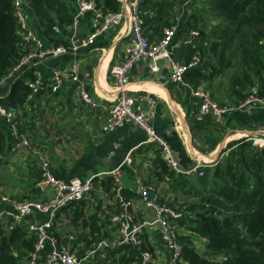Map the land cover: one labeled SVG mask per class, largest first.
I'll return each instance as SVG.
<instances>
[{
  "label": "trees",
  "instance_id": "obj_1",
  "mask_svg": "<svg viewBox=\"0 0 264 264\" xmlns=\"http://www.w3.org/2000/svg\"><path fill=\"white\" fill-rule=\"evenodd\" d=\"M28 1L25 11L28 15L30 6L39 18L45 39L52 45L69 46L70 40L58 35L53 26L57 19L65 24L71 23L76 6L74 13L69 14L63 0ZM93 1L103 11H116L121 4L119 0ZM181 3L182 0H140L143 34L150 40L159 38L163 27L173 25L177 14L175 8H180ZM200 3L201 7L191 12L183 28L177 27L174 36L182 34L185 38L191 30L198 32L190 43L182 42L174 53L175 59L183 63L193 55L201 59L200 65L186 71L184 81L192 88L202 86L220 105L236 106L245 99L251 86H256L258 95L263 97L264 0H200ZM84 17L91 19L92 15L85 13L79 24ZM204 21L208 24L207 28L202 27ZM28 50L29 47L21 44L12 0H0V82L6 80L9 85L0 103L6 107H22L30 93L28 82L34 79L31 67H23L18 76L9 77ZM220 76H224L227 82L224 96H220L218 90ZM216 80L218 92L214 94L217 96H213L212 88ZM198 104L199 99L193 97L187 106L186 121L195 139L193 144L202 153H207L215 148L226 129L212 115L197 119ZM214 129L219 133L214 138H207L205 147L197 145V134L204 131L212 133ZM16 140L10 127L0 117V165ZM228 145L233 147L227 155L213 166H204L202 176L196 173L192 178L195 181L193 185L189 184L186 191L194 189L192 194L196 200L188 207L177 209L183 213L175 222L183 227V233L178 232L177 239L185 264H264V146L255 147L243 138L229 141ZM156 167L167 176L175 173L160 153L156 157ZM192 179L186 178L183 185ZM108 180L111 187V177ZM109 217L110 214L105 215L103 220ZM103 220L97 211L88 214L81 204L75 206L72 224L82 230L87 228L92 234L87 238V233H81L73 240L74 245L77 241H85L84 247L78 249V255H82L91 242L106 238L105 235H98L105 223ZM55 235L67 242L61 233L55 232ZM142 239L139 247L119 245L98 250L92 264H141V252L153 254L145 234ZM196 240L200 248L196 246ZM34 241L35 237L27 232L24 223H15L10 218L0 220V264H26ZM119 252L121 254L116 257Z\"/></svg>",
  "mask_w": 264,
  "mask_h": 264
},
{
  "label": "crops",
  "instance_id": "obj_2",
  "mask_svg": "<svg viewBox=\"0 0 264 264\" xmlns=\"http://www.w3.org/2000/svg\"><path fill=\"white\" fill-rule=\"evenodd\" d=\"M63 1L68 8V13H74L75 1ZM197 2L198 0L195 5L198 4ZM181 8L182 3L180 8H175L177 15L173 21V25L178 28H183L191 12L198 9L194 6L189 13H186ZM28 17L31 26L40 38L44 39L41 38L43 44L52 45L43 36L40 20L30 6H28ZM95 26L93 18L84 17L80 24L78 22L76 29L72 26V22L65 24L58 19L53 29L58 35L70 40V47L74 43L73 36L76 33L82 34L81 42H83ZM202 27L206 25L203 23ZM182 38V34L174 37V42L177 44L175 50L181 45ZM124 46L125 39L119 35L118 28H112L87 45L81 44L76 51L68 49L65 53L44 61H30L26 66L31 67L33 73L37 71L42 80L49 83L53 69L66 66L75 58L79 59L80 79L100 105L91 107L85 104L78 95L76 83L71 81L66 80L56 92L45 87L31 101L25 102L20 107L21 112L18 117L20 133L30 138L32 148L36 150L22 147L17 139L11 150L3 157V164L0 165V191H2L0 195L10 200L39 196L38 192H35V182L39 176V154L36 151H40L45 156L50 170L58 178L69 180L73 177L87 178L95 175L94 188L89 195L60 210L54 223V231L61 233L64 238L71 237L69 242L75 249L83 248L85 245L84 240L73 244L77 235L87 233V238L92 235L87 228L82 230L79 226L72 224L71 218L75 206L81 204L88 214L97 211L102 220L105 216L101 214H111L114 210V199L108 183L109 176L105 173L121 164L126 158L129 162L122 164L124 195L133 201L135 219L141 224L153 220L154 213L140 201L137 180L150 185L161 202H172L174 206L171 205V207L178 209L184 206H180L182 202L177 197L180 187L183 186L186 178L192 179L196 174L174 173L172 176H167L160 173V169L156 167V157L160 153V146L156 142L147 141L146 133L131 122L113 131L104 129L106 107L117 94L109 76V68L123 59ZM104 57H107L105 65L102 64ZM22 70L14 72L9 77L18 76ZM128 79V88L132 93L138 97L150 96L154 100L155 108L151 124L170 145L182 169L191 168L196 160L208 161L217 157L223 143L237 140L240 133L244 131L254 133L260 128L264 130V108H249L244 112L232 111L220 122L226 129L225 135L213 150L202 153L193 144L195 139L186 121L189 108L187 106L193 99L192 87L185 81L170 82L166 61L160 63V69L157 72H150L148 63H139L128 73ZM151 86H156L158 89H150ZM8 88L6 80L0 82L1 99L5 98ZM140 103L141 101L137 100L135 105L139 106ZM193 105L196 108L195 102ZM200 146L206 145L203 143ZM61 220L68 226L60 227ZM103 222L105 223L98 235L113 239L116 236L115 226L108 218ZM143 229L145 239L153 249L152 264H171L158 231L146 224ZM94 243L95 241L91 242L89 248ZM120 254L119 252L115 255L117 257Z\"/></svg>",
  "mask_w": 264,
  "mask_h": 264
},
{
  "label": "built area",
  "instance_id": "obj_3",
  "mask_svg": "<svg viewBox=\"0 0 264 264\" xmlns=\"http://www.w3.org/2000/svg\"><path fill=\"white\" fill-rule=\"evenodd\" d=\"M119 1L121 4L118 10L103 11L96 7L93 0H76V12L72 19L74 29L77 28L79 19L87 12H90L95 20L96 26L81 42L83 45H87L97 36L112 28H118L119 35L125 39L123 59L109 68V76L117 94L106 107L107 115L104 129L113 131L125 123L131 122L146 133L147 141L156 142L160 146L162 159L176 174L198 173L199 176H202L204 166L216 164L219 159L228 154L233 146H229L228 142L223 143L217 157L208 161L196 160L191 168L182 169L174 157L170 145L154 130L151 124L155 108L154 100L150 96L138 97L128 88V73L139 63L146 62L150 72H157L160 69V63L166 61L169 81L180 83L184 81L186 71L200 65L201 59L198 55H193L186 63L176 60L174 53L177 44L174 42V36L177 26L163 27L162 35L157 39L150 40L143 34V19L139 9L140 0ZM195 2L196 0H183L181 10L189 13L194 8ZM12 4L17 19V30L21 36V44L29 47V50L21 56L9 76L22 70L30 61H44L50 57L59 56L68 49L77 50L79 46L74 43L70 47L62 44L45 46L29 23L25 11L27 0H12ZM197 33V30H191L189 36L182 38L181 42L190 43L192 37L196 36ZM80 67L79 59L75 58L66 66L53 69L49 83H45L39 73L34 71V79L28 82L30 93L26 102L31 101L45 87L56 92L67 80L76 83L78 95L85 104L98 107L100 102L92 97L80 79ZM191 94L199 99L197 119L209 114L216 121L222 122L225 114L232 109L264 108V96L258 95L256 86H251L245 99L236 106L220 105L212 98L210 92L202 86L192 88ZM137 100L141 101L139 106L135 105ZM20 112V107H6L0 103V117L10 127L14 137L19 140V144L35 151L36 149L32 148L30 138L19 131L20 121L18 117ZM259 130V133L254 134L242 132L240 136L244 140L250 141L255 147H263L264 130L261 128ZM36 152L39 154V176L35 182V188L39 197L36 199L10 200L8 197L0 195V220L10 218L15 223H24L27 232L35 237L34 247L28 254L26 264H92L97 251L106 247L119 245L139 247L143 240L145 224L153 226L158 231L163 246L168 252L169 262L171 264H185L182 261L181 245L177 239L178 232L174 224L175 220L183 215L182 211L161 202L153 192V188L140 180H137L140 201L146 208L153 211L154 218L142 224L136 221L133 213V201L124 195L122 164L128 163V158L105 173L112 179L110 190L114 199V210L110 214L109 221L115 226L116 236L113 239H99L82 255H78V249L73 248L69 242L71 237H66L67 242L59 240L53 227L60 210L89 195L94 188L95 175L87 178L73 177L69 180L58 178L50 170L45 156L40 151ZM47 247L49 248L48 251L46 250ZM152 260V254L148 251L141 252V264H147Z\"/></svg>",
  "mask_w": 264,
  "mask_h": 264
},
{
  "label": "rangeland",
  "instance_id": "obj_4",
  "mask_svg": "<svg viewBox=\"0 0 264 264\" xmlns=\"http://www.w3.org/2000/svg\"><path fill=\"white\" fill-rule=\"evenodd\" d=\"M29 2V1H28ZM198 4L197 5H195V8H199V7H201V3H200V0L197 2ZM177 15V14H176ZM174 17V16H173ZM175 20V17H174V19H173V21ZM204 23H205V21H204ZM205 25H206V28L208 27V24L207 23H205ZM218 80H220V85L218 86V90H219V92H220V96H224V91L226 90V88H227V82H226V78L224 77V76H220L219 78H218ZM218 80H216V82H214V86H213V88H212V92H213V96H217V95H214V94H217V82H218ZM215 101H216V99H215V97H212ZM254 108H261V107H254ZM238 110V112H244V111H247V109L246 108H244V109H237ZM222 128L224 129V127L222 126ZM226 131V130H225ZM219 132L216 130V129H214L213 130V132L211 133H205V131L204 132H201V133H199V134H197V136H196V142H197V145H200V144H203V143H205V141H207V138H214L215 137V135L216 134H218ZM225 135V133L223 134V136ZM237 136H239V135H237ZM201 140H200V139ZM239 140L240 139H242V136H240L239 138H238ZM237 139V140H238ZM159 151H160V149H159ZM194 181L195 180H188V182L189 183H187V184H184L183 185V187H180L181 189H180V191H179V196H177L179 199H180V201L182 202L181 204H180V206H187L188 207V205L192 202V201H195L196 200V198L193 196V190L194 189H192L190 192H187L186 190L188 189V186H189V184L190 185H193V183H194ZM0 184H1V177H0ZM0 193H2V191H0ZM166 202V201H165ZM166 203H168L169 205H173V203L171 202H166ZM174 206V205H173ZM183 206V207H184ZM178 208V207H177ZM106 214H101V216H105ZM64 220V219H63ZM63 220H61V225H60V227H67L68 226V224L67 225H65V222L63 221ZM174 222V221H173ZM174 224H175V228L177 229V232H179V233H183V227H179L177 224H176V222H174ZM64 230V229H63ZM196 246L198 247V248H200L201 247V245H200V243H199V241L198 240H196ZM100 252V251H99ZM97 257V256H96ZM23 264H25V263H23Z\"/></svg>",
  "mask_w": 264,
  "mask_h": 264
},
{
  "label": "water",
  "instance_id": "obj_5",
  "mask_svg": "<svg viewBox=\"0 0 264 264\" xmlns=\"http://www.w3.org/2000/svg\"><path fill=\"white\" fill-rule=\"evenodd\" d=\"M81 37H82V34L81 33H76V35L73 36V41L75 43V45L77 46H80L81 45ZM245 133H249V134H254V133H258V131L256 132H249V131H244Z\"/></svg>",
  "mask_w": 264,
  "mask_h": 264
},
{
  "label": "bare ground",
  "instance_id": "obj_6",
  "mask_svg": "<svg viewBox=\"0 0 264 264\" xmlns=\"http://www.w3.org/2000/svg\"><path fill=\"white\" fill-rule=\"evenodd\" d=\"M106 61H107V57H104V58H103V62H102V64L105 65ZM150 89H158V88H157L156 86H151ZM238 135H239V134H238ZM239 137H240V136H239Z\"/></svg>",
  "mask_w": 264,
  "mask_h": 264
}]
</instances>
